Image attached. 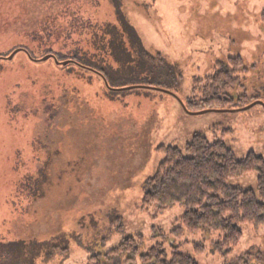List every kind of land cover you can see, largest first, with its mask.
I'll return each mask as SVG.
<instances>
[{"label":"rangeland","instance_id":"obj_1","mask_svg":"<svg viewBox=\"0 0 264 264\" xmlns=\"http://www.w3.org/2000/svg\"><path fill=\"white\" fill-rule=\"evenodd\" d=\"M22 2L0 0V58H8L0 61V264H89L138 235L142 254L161 244L168 257L178 247L198 264H243L246 254L248 264H264V226H244L239 246L223 257L215 251L219 233L172 235L182 204L159 214L143 208L146 182L164 160L161 147L184 149L201 134L223 141L238 159L264 158V0H84L78 23L85 29L77 31L104 40V64L118 81L110 88L95 75L84 76L93 82L61 75L79 91L65 92L52 121L34 94L50 67L13 55L21 48ZM113 52L124 54L125 69ZM238 56L247 73L238 74L233 103L188 112L194 81ZM44 166L39 199L19 195L18 180ZM228 186L256 190L257 174Z\"/></svg>","mask_w":264,"mask_h":264},{"label":"trees","instance_id":"obj_2","mask_svg":"<svg viewBox=\"0 0 264 264\" xmlns=\"http://www.w3.org/2000/svg\"><path fill=\"white\" fill-rule=\"evenodd\" d=\"M81 2L84 0H23L22 13L16 17L15 31L22 32L21 48L13 51L17 53L16 57L23 56L33 65H46L51 69L47 68L49 73H42L43 80L40 85L37 84L40 87L34 92L41 100L44 113L49 114L50 121L58 118V114L51 111L61 109L65 92H70V96L74 97L73 94L78 95L79 91L70 80H62L61 75L77 81L89 78L93 82L92 78L84 76H94L91 71L97 69L110 88L118 81L117 78L112 81L104 64V40L95 31H77L79 26L85 29L84 24L78 23ZM112 36L114 41L115 37ZM112 54L125 69L129 62L120 61L124 54ZM6 60L0 58V61ZM54 60L68 64H56ZM75 63L80 66L75 67ZM240 73H247L240 56L218 62L212 74L194 81L193 95L185 103L186 110L193 113L211 111L233 103L230 92L240 85ZM32 100L35 101L34 98ZM71 103L73 100L68 99V104ZM159 153L164 160L155 175L146 182L143 208L155 209L159 214L175 204H182L185 213L177 221L173 236L219 233L222 238L215 244V251L226 257L241 243L244 226H264L263 157L250 153L238 159L223 141H210L201 134H195L184 149L161 147ZM37 173H27L23 178H18L16 191H19V195L29 193L31 198L39 199L46 177L45 166ZM251 173L257 174L256 190L228 186L230 180ZM116 221L121 230V219ZM144 242L142 235L127 237L110 251L92 256L89 264H104V260L111 264H120V261H123L122 264H137L138 259L141 264H198L189 254L179 252L178 247L170 257L161 244L142 254L140 247ZM250 256L246 254L241 257L239 263L248 264Z\"/></svg>","mask_w":264,"mask_h":264},{"label":"flooded vegetation","instance_id":"obj_3","mask_svg":"<svg viewBox=\"0 0 264 264\" xmlns=\"http://www.w3.org/2000/svg\"><path fill=\"white\" fill-rule=\"evenodd\" d=\"M5 59V58H4ZM31 61V60H30ZM55 61V63L56 64H64V65H67L68 64V62H58L57 60H54ZM107 61V60H106ZM80 65L78 64V63H75V67H79ZM92 73H94V75H96L97 77H99L101 80H103V79H105L104 78V76H103V74L99 71V70H97V69H93L92 70ZM105 81V80H104ZM35 143L37 144V143H39V141H35ZM41 162V164H42V161H40ZM42 168V167H41Z\"/></svg>","mask_w":264,"mask_h":264},{"label":"water","instance_id":"obj_4","mask_svg":"<svg viewBox=\"0 0 264 264\" xmlns=\"http://www.w3.org/2000/svg\"><path fill=\"white\" fill-rule=\"evenodd\" d=\"M15 55V53L13 54ZM8 59V58H6ZM9 59H13V56L9 57ZM48 58H45L44 60H47ZM188 111V110H187ZM189 112V111H188ZM209 111H202V112H196V113H193V112H190L191 114H194V115H201V114H204V113H207Z\"/></svg>","mask_w":264,"mask_h":264}]
</instances>
